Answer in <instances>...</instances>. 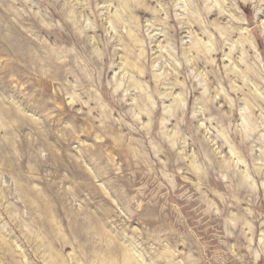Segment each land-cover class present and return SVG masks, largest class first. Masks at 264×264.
Returning <instances> with one entry per match:
<instances>
[{"label": "rangeland", "instance_id": "1", "mask_svg": "<svg viewBox=\"0 0 264 264\" xmlns=\"http://www.w3.org/2000/svg\"><path fill=\"white\" fill-rule=\"evenodd\" d=\"M0 264H264V0H0Z\"/></svg>", "mask_w": 264, "mask_h": 264}, {"label": "bare ground", "instance_id": "2", "mask_svg": "<svg viewBox=\"0 0 264 264\" xmlns=\"http://www.w3.org/2000/svg\"><path fill=\"white\" fill-rule=\"evenodd\" d=\"M125 257V256H124ZM129 259H131V258H129ZM127 263V262H126Z\"/></svg>", "mask_w": 264, "mask_h": 264}]
</instances>
